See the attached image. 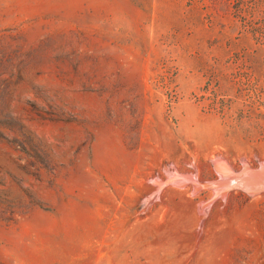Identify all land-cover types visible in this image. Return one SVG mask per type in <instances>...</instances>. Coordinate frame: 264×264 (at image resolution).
<instances>
[{"label": "rangeland", "instance_id": "rangeland-1", "mask_svg": "<svg viewBox=\"0 0 264 264\" xmlns=\"http://www.w3.org/2000/svg\"><path fill=\"white\" fill-rule=\"evenodd\" d=\"M263 161L264 0H0V264H264Z\"/></svg>", "mask_w": 264, "mask_h": 264}, {"label": "bare ground", "instance_id": "bare-ground-1", "mask_svg": "<svg viewBox=\"0 0 264 264\" xmlns=\"http://www.w3.org/2000/svg\"><path fill=\"white\" fill-rule=\"evenodd\" d=\"M219 166H220V164H219ZM223 168V167H222ZM221 167H219V168H217V169H220L221 170V172H225V174L226 173H228L227 172V170L226 169H222ZM242 169V168H241ZM219 172V171H218ZM228 174H230V173H228ZM225 176H229V175H224V177ZM231 176V175H230ZM245 176H247V179H245V180H243L244 178H245ZM243 178H242V180H239V182H240V184L241 183H244V185H241V186H243V188L245 189V190H247L248 192H250V193H256L255 191L257 190H262L263 188H264V168L263 169H261L260 171H257V172H251V173H249L248 175H245ZM230 178V177H229ZM230 182V181H229ZM230 183H232V181L230 182ZM229 184V183H228ZM226 185V184H225ZM257 186V187H255V188H253L252 186ZM228 186H230V185H228ZM232 186V185H231ZM219 187V186H218ZM222 187V186H221ZM234 187V186H233ZM249 187V188H248ZM216 188V187H215ZM223 188V187H222ZM231 188V187H230ZM237 188V187H236ZM252 189H255V190H252ZM264 190V189H263ZM226 191H227V189H226ZM222 192V191H221ZM224 192V191H223Z\"/></svg>", "mask_w": 264, "mask_h": 264}, {"label": "water", "instance_id": "water-1", "mask_svg": "<svg viewBox=\"0 0 264 264\" xmlns=\"http://www.w3.org/2000/svg\"><path fill=\"white\" fill-rule=\"evenodd\" d=\"M245 164H247V163H245ZM249 165V164H248ZM245 168H247V169H245ZM264 168V161L263 162H261L256 168H253V167H251L250 165L248 166V167H242V169H240L239 171H237V172H235V171H233V170H230V172L231 173H233V174H231V176H230V180H226V181H228V183L229 184H231L230 182L232 181V184H233V186H235V187H237V188H240V189H243V186H241V185H244V183H241L240 184V182H239V180H242V178L245 176V175H248L249 173H251V172H257V171H260L261 169H263ZM230 181V182H229ZM219 182H222V180L221 179H218L217 181H215L214 183H219ZM253 188H255V187H257L256 185L255 186H252ZM249 188V187H248ZM258 188V187H257ZM264 189V188H263ZM256 190L255 192L257 193V194H261V193H263L264 192V190ZM245 190V189H244ZM252 190H255V189H252ZM248 192V191H247ZM249 193V192H248ZM256 193H253V194H256ZM256 194V195H257Z\"/></svg>", "mask_w": 264, "mask_h": 264}]
</instances>
